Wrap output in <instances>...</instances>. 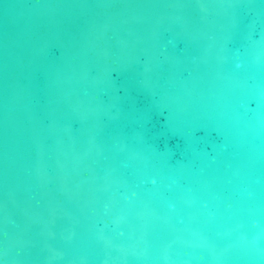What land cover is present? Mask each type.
I'll return each instance as SVG.
<instances>
[{
	"label": "water",
	"instance_id": "1",
	"mask_svg": "<svg viewBox=\"0 0 264 264\" xmlns=\"http://www.w3.org/2000/svg\"><path fill=\"white\" fill-rule=\"evenodd\" d=\"M0 264H264V0H0Z\"/></svg>",
	"mask_w": 264,
	"mask_h": 264
}]
</instances>
